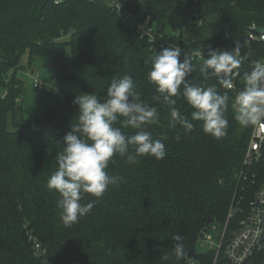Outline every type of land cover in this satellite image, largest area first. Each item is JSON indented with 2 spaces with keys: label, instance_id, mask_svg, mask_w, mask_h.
Here are the masks:
<instances>
[{
  "label": "trees",
  "instance_id": "obj_1",
  "mask_svg": "<svg viewBox=\"0 0 264 264\" xmlns=\"http://www.w3.org/2000/svg\"><path fill=\"white\" fill-rule=\"evenodd\" d=\"M119 1L139 22L151 17L153 34L179 47L181 62L187 55L193 68L189 82L215 85L220 94H228L227 134L219 139L205 134L203 121L191 119L194 109L182 89L175 107L195 127L190 133L179 125L170 127V110L153 99L156 86L147 80L154 54L166 48L142 38L110 0H0V264L212 262L214 252L197 251L198 239L223 224L233 201L244 195L237 176L254 127L234 119V98L245 87L244 73L255 62L264 63V44L249 39L253 22L264 27V0ZM208 20L219 21L214 24L219 31ZM236 47L243 62L234 70L239 71L232 77L235 89L222 87L215 76L205 78L201 68L207 54ZM198 52L201 59L195 56ZM66 55L73 57V80L101 100L113 78L132 76L141 99L160 114V123L147 130L162 140L167 152L164 159L139 157L135 164L115 156L117 164L110 162L106 171L124 181L110 185L90 214L71 228L61 222L59 193L49 191L47 181L58 170L55 158L63 151V138L78 119L73 103L78 95L62 90L59 109L46 110L38 120L60 126L55 140L40 142L32 123L15 121L26 91L20 72L39 65L59 68ZM115 126L121 127L119 121ZM122 132L131 135L135 130ZM93 200L97 198L83 194L80 203ZM177 235L186 253L179 260L172 254ZM165 255L170 258L164 260ZM218 264L231 263L221 254ZM245 264H264V252Z\"/></svg>",
  "mask_w": 264,
  "mask_h": 264
},
{
  "label": "clouds",
  "instance_id": "obj_2",
  "mask_svg": "<svg viewBox=\"0 0 264 264\" xmlns=\"http://www.w3.org/2000/svg\"><path fill=\"white\" fill-rule=\"evenodd\" d=\"M180 56L179 47L154 54L151 70L147 73L148 82L156 86L158 93L153 99L170 110V127L179 125L184 132L190 133L194 124L175 107L182 89L183 99L194 109L191 119L203 121L205 134L217 139L224 137L228 127L225 118L228 94H220L215 85L204 88L189 82L186 77L193 70L191 60L185 55L181 62ZM238 56V47L231 51L213 49L207 54L201 72L205 78L215 76L222 87L230 89L233 75H239V71L234 73L241 64ZM243 81L245 87L234 98L237 109L234 119L243 127L264 128V63L255 62L252 70L244 73ZM73 103L78 106V119L64 136L63 151L55 158L58 170L47 181L49 191L59 193L60 219L67 228L90 214L110 185L118 186L124 181V177L112 176L106 171L110 162L117 164L115 156L135 164L139 157L160 160L167 155L162 140L153 139L147 130L160 123V114L156 107L141 99L132 76L113 78L103 100L95 93H84ZM118 121L121 127L115 126ZM122 128L135 132L126 135ZM83 194H91L97 200L82 204ZM174 240L172 254L179 260L186 255L182 237L177 235ZM169 258L168 255L163 257L164 260Z\"/></svg>",
  "mask_w": 264,
  "mask_h": 264
},
{
  "label": "built area",
  "instance_id": "obj_3",
  "mask_svg": "<svg viewBox=\"0 0 264 264\" xmlns=\"http://www.w3.org/2000/svg\"><path fill=\"white\" fill-rule=\"evenodd\" d=\"M110 3L125 22L137 29L142 38H149L161 48H174L170 43L164 42L153 34L150 27L151 17L141 23L119 0H110ZM249 39L252 42L264 44V27L253 22L249 26ZM215 50L225 49L216 48ZM195 56L201 59L203 55L200 53ZM238 59L243 62L242 58L238 57ZM32 78L35 88L43 87L38 73L32 72ZM232 84L233 87L230 90L235 89V84ZM237 182L238 188L244 195L234 202L229 217L232 219L240 215L235 230L228 235L227 225L220 232L218 241L211 242L210 251L215 254L212 262L189 259L187 264H218L221 254H224L231 264H245L256 253L264 252V128H253ZM206 234L200 238L199 244H204L211 239L207 238Z\"/></svg>",
  "mask_w": 264,
  "mask_h": 264
},
{
  "label": "crops",
  "instance_id": "obj_4",
  "mask_svg": "<svg viewBox=\"0 0 264 264\" xmlns=\"http://www.w3.org/2000/svg\"><path fill=\"white\" fill-rule=\"evenodd\" d=\"M73 57L66 55L59 68H44L39 65L36 69L28 68L21 71L19 76L25 81L26 91L21 101V109L16 113L15 121L18 125L25 122L32 123L35 138L40 141H52L60 136V126L55 123H38L46 110H58L60 107V92L62 90L78 96L86 93L73 80ZM32 72L39 74L43 87L33 86ZM27 87L39 89L40 92L26 96Z\"/></svg>",
  "mask_w": 264,
  "mask_h": 264
},
{
  "label": "rangeland",
  "instance_id": "obj_5",
  "mask_svg": "<svg viewBox=\"0 0 264 264\" xmlns=\"http://www.w3.org/2000/svg\"><path fill=\"white\" fill-rule=\"evenodd\" d=\"M208 22V24L210 25V26H213L214 24H216V23H218L219 21H216V20H208L207 21ZM219 25H221V23H219ZM220 27V26H219ZM219 27H215V25H214V30H216V32L217 31H219ZM167 38V37H166ZM233 83V82H232ZM40 92V90L39 89H35V88H30V89H28V87H27V93H26V96L27 97H29V96H31V95H34V94H37V93H39ZM22 107V106H21ZM2 143L4 144V145H6V142L5 141H2ZM244 203V202H243ZM233 205H234V201H233ZM233 205H232V207L230 208V211H229V213H228V216H227V218H226V220H225V222H223V224H221L222 226H223V228L225 227V226H227L228 225V232L229 231H231V230H233L234 228H236V226H237V222H238V219H239V217H240V215H238V216H235V213H233L234 214V218H229L230 217V214H231V210H233ZM221 225H219V224H215V225H213L212 227H211V229L207 232V234H206V237L207 238H211L210 240H208V241H206L204 244H199V243H197V251L200 253V254H206V253H208V252H210V249H211V242H217L218 241V236H219V234H220V232L222 231V226ZM204 234V235H205ZM203 236V235H202ZM201 236V237H202ZM203 238V237H202ZM198 240H200V238L198 239ZM207 258H205V259H197V260H200V261H203V262H206L207 260H206Z\"/></svg>",
  "mask_w": 264,
  "mask_h": 264
}]
</instances>
